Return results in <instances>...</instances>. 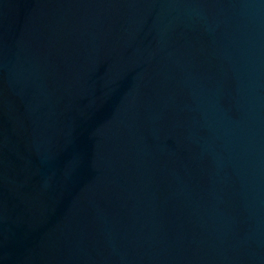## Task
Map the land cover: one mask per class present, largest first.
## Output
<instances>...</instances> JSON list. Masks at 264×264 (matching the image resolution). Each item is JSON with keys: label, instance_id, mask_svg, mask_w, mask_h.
<instances>
[{"label": "water", "instance_id": "water-1", "mask_svg": "<svg viewBox=\"0 0 264 264\" xmlns=\"http://www.w3.org/2000/svg\"><path fill=\"white\" fill-rule=\"evenodd\" d=\"M0 264H264V0H0Z\"/></svg>", "mask_w": 264, "mask_h": 264}]
</instances>
